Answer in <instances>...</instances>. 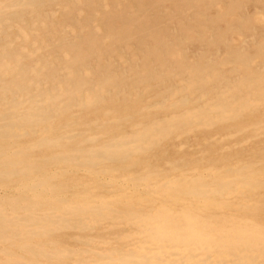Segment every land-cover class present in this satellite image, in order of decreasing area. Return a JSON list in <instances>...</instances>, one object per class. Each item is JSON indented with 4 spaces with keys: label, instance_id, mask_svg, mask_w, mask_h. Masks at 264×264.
Here are the masks:
<instances>
[{
    "label": "bare ground",
    "instance_id": "1",
    "mask_svg": "<svg viewBox=\"0 0 264 264\" xmlns=\"http://www.w3.org/2000/svg\"><path fill=\"white\" fill-rule=\"evenodd\" d=\"M0 264H264V0H0Z\"/></svg>",
    "mask_w": 264,
    "mask_h": 264
}]
</instances>
